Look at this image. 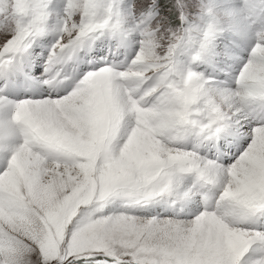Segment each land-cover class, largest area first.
Returning <instances> with one entry per match:
<instances>
[{"label":"snow or ice","instance_id":"1","mask_svg":"<svg viewBox=\"0 0 264 264\" xmlns=\"http://www.w3.org/2000/svg\"><path fill=\"white\" fill-rule=\"evenodd\" d=\"M0 264H264V0H0Z\"/></svg>","mask_w":264,"mask_h":264},{"label":"bare ground","instance_id":"2","mask_svg":"<svg viewBox=\"0 0 264 264\" xmlns=\"http://www.w3.org/2000/svg\"><path fill=\"white\" fill-rule=\"evenodd\" d=\"M9 113H10V111H5L3 113H0V119L10 120Z\"/></svg>","mask_w":264,"mask_h":264},{"label":"rangeland","instance_id":"3","mask_svg":"<svg viewBox=\"0 0 264 264\" xmlns=\"http://www.w3.org/2000/svg\"><path fill=\"white\" fill-rule=\"evenodd\" d=\"M9 116H10V118H11V112L9 113Z\"/></svg>","mask_w":264,"mask_h":264}]
</instances>
